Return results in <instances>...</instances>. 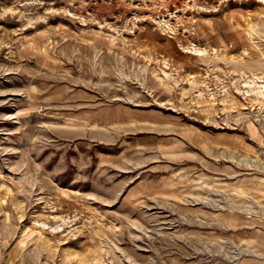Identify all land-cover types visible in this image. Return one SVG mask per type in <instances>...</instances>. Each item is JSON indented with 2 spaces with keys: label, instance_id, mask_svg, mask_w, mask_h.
<instances>
[{
  "label": "rangeland",
  "instance_id": "1",
  "mask_svg": "<svg viewBox=\"0 0 264 264\" xmlns=\"http://www.w3.org/2000/svg\"><path fill=\"white\" fill-rule=\"evenodd\" d=\"M0 264H264V0H0Z\"/></svg>",
  "mask_w": 264,
  "mask_h": 264
}]
</instances>
